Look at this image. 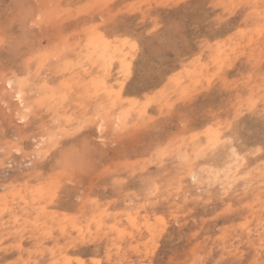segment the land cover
Returning a JSON list of instances; mask_svg holds the SVG:
<instances>
[{
	"label": "rangeland",
	"instance_id": "obj_1",
	"mask_svg": "<svg viewBox=\"0 0 264 264\" xmlns=\"http://www.w3.org/2000/svg\"><path fill=\"white\" fill-rule=\"evenodd\" d=\"M0 264H264V0H0Z\"/></svg>",
	"mask_w": 264,
	"mask_h": 264
},
{
	"label": "snow or ice",
	"instance_id": "obj_2",
	"mask_svg": "<svg viewBox=\"0 0 264 264\" xmlns=\"http://www.w3.org/2000/svg\"><path fill=\"white\" fill-rule=\"evenodd\" d=\"M172 29L176 32H179V25H172Z\"/></svg>",
	"mask_w": 264,
	"mask_h": 264
}]
</instances>
